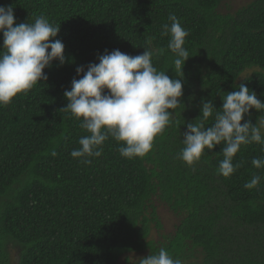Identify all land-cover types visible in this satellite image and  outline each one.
Segmentation results:
<instances>
[{
	"label": "trees",
	"instance_id": "1",
	"mask_svg": "<svg viewBox=\"0 0 264 264\" xmlns=\"http://www.w3.org/2000/svg\"><path fill=\"white\" fill-rule=\"evenodd\" d=\"M224 1L0 0L13 7L16 23L44 15L60 25L55 39L65 56L63 65L43 70L47 80L0 106V264H118L122 256L139 264L160 247L183 264H264V169L251 165L264 155L261 145L242 146L233 158L241 166L227 178L217 173L223 144L205 149L191 167L179 159L182 133L199 122L202 100L219 111L226 93L243 83L264 102V0L221 12ZM169 14L189 33L190 55L171 126L142 158L121 157L123 144L111 137L91 164L72 158L87 134L61 111L65 90L80 78L76 68L86 71L105 50L142 54L151 39L153 50L164 49L153 66L177 78L169 37L161 36ZM260 119L264 113L251 109L241 123ZM254 174L260 184L245 189ZM158 203L177 222L154 239L151 228L162 229ZM129 254L140 257L130 261Z\"/></svg>",
	"mask_w": 264,
	"mask_h": 264
},
{
	"label": "clouds",
	"instance_id": "2",
	"mask_svg": "<svg viewBox=\"0 0 264 264\" xmlns=\"http://www.w3.org/2000/svg\"><path fill=\"white\" fill-rule=\"evenodd\" d=\"M170 23L162 26L161 36H168L167 49L173 54L175 75L172 79L166 71L153 66L152 57L164 49L151 47L152 41H145L142 54L130 56L120 50H105L97 57L98 63L76 68L70 90H65L67 105L61 111L69 119L80 122L87 134L79 138V148L70 156L80 163L91 164L100 157L103 144L110 137L123 144L118 148L121 157L142 158L153 148L155 138L171 126L175 110L180 106L183 92L182 69L190 55L184 47L188 32L182 27L175 14H169ZM60 25H54L40 15L34 22L16 23L13 7L0 5V106L9 104L18 94H26L39 81L47 80L44 69L53 61L65 63L64 44L55 39ZM81 73L83 75L81 76ZM222 107L216 111L212 100H202L199 122H189L182 133L184 147L179 159L188 167L198 162L207 149L211 152L217 145L223 159L217 173L227 178L241 165L233 158L242 146L252 143L261 145L264 153V119L252 124L241 121L251 109L264 113V102L257 98L245 84L238 91L226 93ZM173 110V111H169ZM213 123L205 127V122ZM51 155L55 156L53 151ZM255 169H264V155L253 158ZM261 176L254 174L245 189L257 188ZM139 264H183L182 259L173 258L164 247L159 251L140 258Z\"/></svg>",
	"mask_w": 264,
	"mask_h": 264
},
{
	"label": "rangeland",
	"instance_id": "3",
	"mask_svg": "<svg viewBox=\"0 0 264 264\" xmlns=\"http://www.w3.org/2000/svg\"><path fill=\"white\" fill-rule=\"evenodd\" d=\"M252 0H225L224 3L221 5V12H233L237 8H240L241 6L249 3ZM245 74H243L244 76ZM157 205V214L159 216V219L162 223V229L161 231H156L154 227L151 228L150 232V237L149 238H154L157 239L159 233L162 234H169L172 233L174 230V225L177 222V217L167 208V206L163 204H156ZM10 255H11V262L15 263L17 259V253L14 249L10 250ZM127 257L130 259V261H135L137 260L140 255L139 254H129ZM124 256H122L119 259L118 264H125Z\"/></svg>",
	"mask_w": 264,
	"mask_h": 264
}]
</instances>
